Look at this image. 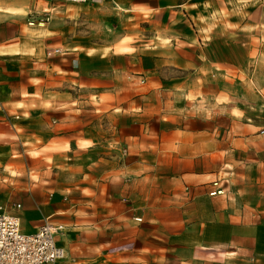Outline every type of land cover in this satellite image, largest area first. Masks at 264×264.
Returning <instances> with one entry per match:
<instances>
[{"label":"crops","instance_id":"1","mask_svg":"<svg viewBox=\"0 0 264 264\" xmlns=\"http://www.w3.org/2000/svg\"><path fill=\"white\" fill-rule=\"evenodd\" d=\"M196 4L89 5L99 43L63 0H0V205L63 226L51 264H264V126L166 74L194 67Z\"/></svg>","mask_w":264,"mask_h":264},{"label":"rangeland","instance_id":"2","mask_svg":"<svg viewBox=\"0 0 264 264\" xmlns=\"http://www.w3.org/2000/svg\"><path fill=\"white\" fill-rule=\"evenodd\" d=\"M63 2L67 5V21L73 19L81 21V41L99 43L111 41L112 38L107 36L111 33L107 22L101 21L100 14H96L98 21H89L93 15L87 7L106 4L109 1L63 0ZM208 2V6L196 4L188 10L195 19L194 53H192L194 67L183 71L168 69L166 74L183 78L187 74L194 81L199 77L205 78L207 82L212 83L206 87L221 88L224 92L227 109L235 108L236 113L238 110L248 121L262 127L264 126V0H208ZM185 26L191 28L189 23L183 25L184 28ZM136 41L141 43L145 38ZM181 41L177 39V42H174L175 46L178 47ZM213 79H218L219 83L212 81Z\"/></svg>","mask_w":264,"mask_h":264},{"label":"built area","instance_id":"3","mask_svg":"<svg viewBox=\"0 0 264 264\" xmlns=\"http://www.w3.org/2000/svg\"><path fill=\"white\" fill-rule=\"evenodd\" d=\"M67 1L104 2L111 0ZM20 206L17 204V207ZM62 228V225L44 223L34 232H24L20 215L0 205V264H51L64 259L65 249L56 241V233Z\"/></svg>","mask_w":264,"mask_h":264}]
</instances>
